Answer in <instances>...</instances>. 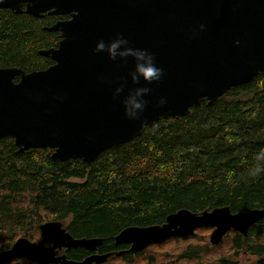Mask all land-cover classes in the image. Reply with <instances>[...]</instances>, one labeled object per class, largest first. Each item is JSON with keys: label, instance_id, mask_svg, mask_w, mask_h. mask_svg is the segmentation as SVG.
I'll use <instances>...</instances> for the list:
<instances>
[{"label": "water", "instance_id": "obj_1", "mask_svg": "<svg viewBox=\"0 0 264 264\" xmlns=\"http://www.w3.org/2000/svg\"><path fill=\"white\" fill-rule=\"evenodd\" d=\"M0 9L34 17L69 16L44 28L60 35L56 48L39 51L52 65L30 73L0 68V139H13L17 154L51 149L52 161L80 159L90 165L102 152L139 137L160 119L184 117L204 101L212 106L231 88L264 73V0H0ZM116 34L151 51L164 69L161 81L149 85L148 106L135 121L125 118L120 103L135 87L128 79L131 61L112 62L106 54L93 52L98 40ZM121 84V98L113 99ZM161 97L166 104L158 107ZM261 220L264 208L181 209L162 225L122 229L114 243L128 245L126 253H138L208 228L209 243L215 246L231 230L246 236ZM39 230L49 245L19 238L0 251V264L15 259L103 264L110 256L96 252L101 238H73L59 221L45 222ZM77 248L91 254L74 261L59 253Z\"/></svg>", "mask_w": 264, "mask_h": 264}, {"label": "trees", "instance_id": "obj_2", "mask_svg": "<svg viewBox=\"0 0 264 264\" xmlns=\"http://www.w3.org/2000/svg\"><path fill=\"white\" fill-rule=\"evenodd\" d=\"M54 20L0 9V68L30 73L52 65L39 51L56 48L60 41L58 32L44 30ZM261 149L264 73L231 88L212 106L204 101L184 117L160 119L139 137L102 152L90 165L80 159L52 161L51 149L17 154L13 139L2 138L0 251L22 237L48 245L39 227L59 221L73 238H101L96 252L110 253L103 264H208L203 257L213 250L219 252L218 264H235L227 261L226 245L233 256L244 250L263 257L264 220L250 227L252 238L231 232L215 246L207 239L197 246L191 240L199 230L207 235L208 228L138 253H126L128 245L114 243L122 229L162 225L181 209L264 208V172L251 174ZM59 253L74 261L91 254L82 248ZM7 264L41 263L15 259Z\"/></svg>", "mask_w": 264, "mask_h": 264}, {"label": "clouds", "instance_id": "obj_3", "mask_svg": "<svg viewBox=\"0 0 264 264\" xmlns=\"http://www.w3.org/2000/svg\"><path fill=\"white\" fill-rule=\"evenodd\" d=\"M200 30L204 25L199 26ZM239 44V41H237ZM94 54H106L108 60L112 62L128 63L131 61L132 69L128 72V79L135 87L128 90L126 95L122 96L125 84L116 87L113 92V99H120L123 107L124 116L128 120H139L141 114L148 106V97L152 91L149 85L158 84L164 76V69L158 66L155 55L146 48L132 46L129 39L122 34H116L114 37L105 41L100 39L96 42L93 49ZM166 104V98L161 97L158 107ZM255 164L251 169L252 175L264 172V149H261L254 157Z\"/></svg>", "mask_w": 264, "mask_h": 264}, {"label": "rangeland", "instance_id": "obj_4", "mask_svg": "<svg viewBox=\"0 0 264 264\" xmlns=\"http://www.w3.org/2000/svg\"><path fill=\"white\" fill-rule=\"evenodd\" d=\"M208 230H209V232L207 233V235L204 234L205 232H203V230L196 231L195 237L193 239H191V240H193V245L197 246L196 242L201 240V239H207V242H209V236L211 234V229H208ZM205 237H207V238H205ZM223 250H225V252L228 251V253L230 254V257L228 258V260L233 259V255L231 253V250L229 249V246L227 247V245H226V249H223ZM217 251L213 250V251L209 252L210 256L208 258L203 257L204 262H207L208 264H218V261L220 259L218 258V256H216V254L219 253V252L217 253ZM224 257H226V256H224ZM256 260L257 259L253 256H246L243 253H240V256H237L234 261L237 262V264H254L256 262Z\"/></svg>", "mask_w": 264, "mask_h": 264}, {"label": "flooded vegetation", "instance_id": "obj_5", "mask_svg": "<svg viewBox=\"0 0 264 264\" xmlns=\"http://www.w3.org/2000/svg\"><path fill=\"white\" fill-rule=\"evenodd\" d=\"M51 16L53 19H55L54 20V23H56L57 21H62V20H67L68 18H69V16H62V15H53V14H48V13H44V14H41L39 17H41V16ZM54 23H52V24H54ZM250 229V228H249ZM231 232H234V233H237V234H239V235H242V234H240L239 232H236V231H233V230H231V231H229L224 237H226L227 235H229ZM249 230H248V234L246 235V236H243L242 235V237L243 238H252V237H249ZM241 253H243L244 255H246V256H251V255H249L247 252H245L244 250H242V252ZM238 256H240V255H238ZM237 256H233V259H229V260H227V261H231L232 263H235V264H237V262H235L234 260H235V258H236ZM253 257H255L257 260H256V262L254 263V264H257V263H262V264H264V256L263 257H258V256H253Z\"/></svg>", "mask_w": 264, "mask_h": 264}]
</instances>
